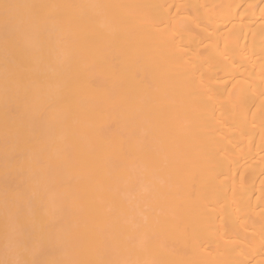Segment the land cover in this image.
<instances>
[{
	"label": "bare ground",
	"instance_id": "obj_1",
	"mask_svg": "<svg viewBox=\"0 0 264 264\" xmlns=\"http://www.w3.org/2000/svg\"><path fill=\"white\" fill-rule=\"evenodd\" d=\"M0 264H264V0H0Z\"/></svg>",
	"mask_w": 264,
	"mask_h": 264
}]
</instances>
